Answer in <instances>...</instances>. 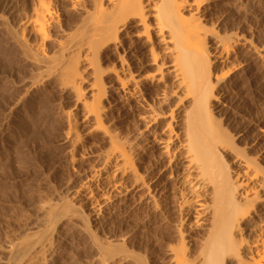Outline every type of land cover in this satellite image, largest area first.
I'll return each mask as SVG.
<instances>
[{
    "label": "bare ground",
    "instance_id": "6f19581e",
    "mask_svg": "<svg viewBox=\"0 0 264 264\" xmlns=\"http://www.w3.org/2000/svg\"><path fill=\"white\" fill-rule=\"evenodd\" d=\"M211 2L0 0L16 64L0 101L37 106L68 174L42 186L25 159L0 173V264H57L69 237L88 264H264V126L245 137L232 108L264 67V31L241 17L220 31ZM123 207L128 232L96 236Z\"/></svg>",
    "mask_w": 264,
    "mask_h": 264
},
{
    "label": "rangeland",
    "instance_id": "374dc122",
    "mask_svg": "<svg viewBox=\"0 0 264 264\" xmlns=\"http://www.w3.org/2000/svg\"><path fill=\"white\" fill-rule=\"evenodd\" d=\"M212 1L213 3L211 2L212 6L210 9V14H211L210 19L212 21H210V23L212 22V24H215L216 22L218 23L220 21H223V24L225 27L223 26V24H221L222 27L220 26V31L221 30L223 31L227 26H229V24L234 25L235 23L236 24L239 23L241 18L242 19L244 18V21L246 22L245 23L242 20V24H241L243 25L244 30H246L245 31L246 33L256 34L259 31H262V30L264 31V28H263L264 27V0H212ZM239 6L242 7L244 10L242 11V8L240 9ZM236 7L239 8L238 13L230 12V11H233ZM245 8L250 12H248ZM232 13L236 15L234 16ZM237 14L239 15V17ZM222 18L224 20H222ZM249 31H251V33ZM0 44H1V41H0ZM0 57H1V62H2L1 63L2 66L0 65V80L2 81L4 80L6 75L8 76L10 74V72L14 74V71L16 69V64H14L12 55H9V54L6 55L0 52ZM262 71L264 72V67L262 68L261 72L255 77L248 79L246 76L244 78L243 84H242L244 86L241 90V93L243 95L242 94L238 95L240 98L239 103L237 101L233 103L234 105H232L233 112L235 113V115L237 114L236 116L238 117V119L240 117V119L242 120L241 121L239 119L241 122V123L239 122L240 128L243 129L246 124L248 123L251 124V129L245 132L246 134L245 137L247 138L252 136V134L254 133L253 129H255V127L260 126V125L264 126V73ZM245 83H247V85ZM246 98L248 101L246 100ZM241 99H242V102H241ZM59 101L60 100L57 95L52 96V102L54 104L58 103ZM8 103H3L0 101V173L1 172H6V173L12 172L15 177L18 172L17 170L18 167L19 168L23 167L22 164H19L21 159H25L24 161L25 162L27 161L26 163H24L26 164L25 167L28 166L25 177L27 176V172H28L31 176L30 178L32 179V181L39 183L42 186H47L49 184L62 185L63 183H66L68 180V177H67L68 174L67 172H65L66 171L65 169L62 168L60 170L59 168V156L61 152L63 151V148H61L60 146L56 148L55 146L53 147V143H51V141L48 139V136L50 135L49 132L51 131L49 129L48 124L44 123L43 121H39L38 119L32 120L31 116H33V114H35L36 111L38 110L37 106L34 107L33 105L32 108L31 107L25 108L22 106L19 108L11 109ZM239 113H242V114L240 115ZM116 118L118 119L116 122L117 124L116 127L117 128L122 127V129H124L125 127L123 128V126L133 121V113L129 112L128 110H123L119 112V114H116ZM21 165L22 167H20ZM119 209L120 210L117 209V212H116V209H109L103 213L100 219L101 221L99 222L100 226H97L98 228L93 227V231L95 229L94 233L96 234V236H100L99 238L103 237L101 239L107 238L109 240V237H112L113 235L114 237H116L115 235L120 234V232L121 234L122 232L123 233H125L126 231L128 232V230L131 228L129 224L131 223L130 225H132L133 213L132 212H131L132 214L130 213L129 207H123V209L122 208H119ZM140 213H139L140 215L139 214L138 215L142 216L141 211ZM0 227L2 228V225H0ZM1 228H0V232H3L2 231L3 229L1 230ZM125 229L127 230L125 231ZM153 235L155 236L154 232H152L151 235L148 237V239L151 237L150 238L151 240L149 239V242L150 241L154 242L155 237ZM112 239L110 238V240ZM144 241L145 243H148V240L144 239L143 242ZM81 242H84V241H79V243H77V240H75L73 237L72 238L69 237L67 241L68 247L69 245L72 244L71 245L72 248L71 246L67 248L66 247L67 244H66L65 253L62 254L60 258L61 261H58L57 264H62L64 260L68 262L65 263L64 261L63 264H77V263L83 264L82 262L84 261H86V263L88 264L90 262V255H89L90 253L88 251L89 248H87V246H85V244ZM82 244L84 245V247ZM70 250H72L71 252H73V254L75 252L76 254L75 257H73L74 256L73 254L71 256ZM68 257H73V258H68Z\"/></svg>",
    "mask_w": 264,
    "mask_h": 264
}]
</instances>
